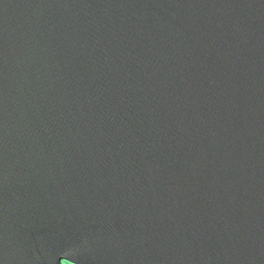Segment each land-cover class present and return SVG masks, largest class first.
Wrapping results in <instances>:
<instances>
[{
	"label": "water",
	"instance_id": "water-1",
	"mask_svg": "<svg viewBox=\"0 0 264 264\" xmlns=\"http://www.w3.org/2000/svg\"><path fill=\"white\" fill-rule=\"evenodd\" d=\"M0 264H264V0H0Z\"/></svg>",
	"mask_w": 264,
	"mask_h": 264
}]
</instances>
